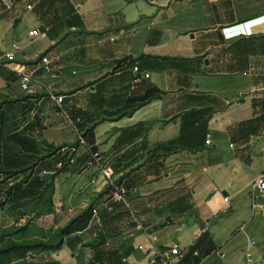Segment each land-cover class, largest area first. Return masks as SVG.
<instances>
[{
    "label": "crops",
    "instance_id": "1",
    "mask_svg": "<svg viewBox=\"0 0 264 264\" xmlns=\"http://www.w3.org/2000/svg\"><path fill=\"white\" fill-rule=\"evenodd\" d=\"M251 23L250 35L222 32ZM3 33L0 232L26 227L4 243L54 244L66 229L57 250L6 264L28 253L32 264H163L172 248L197 253L186 264H247L246 251L264 264V193L253 189L264 172V0H15L0 10ZM130 61L150 75L135 91ZM78 135L127 190L129 207L100 210V224L90 209L105 192L83 169L88 156L78 149L59 170L51 152Z\"/></svg>",
    "mask_w": 264,
    "mask_h": 264
},
{
    "label": "built area",
    "instance_id": "2",
    "mask_svg": "<svg viewBox=\"0 0 264 264\" xmlns=\"http://www.w3.org/2000/svg\"><path fill=\"white\" fill-rule=\"evenodd\" d=\"M15 0H0V10L1 13L9 11ZM30 9L28 5L26 7ZM251 24L246 25V30L243 29L242 26L235 25L231 27H226L222 29L223 34L226 37L233 38L235 36L240 35V33L246 32L248 35L252 34L253 27ZM251 26V27H249ZM38 31L33 30L28 33V36L32 39L38 36ZM12 48L18 50L16 43H12ZM4 56H0V66L3 65L2 59ZM41 66H45L47 71V57L40 58ZM130 71H131V79L129 82V91H135L136 88L141 85L145 80L150 78V75L145 72H141L137 62L130 63ZM17 78L20 80V88L26 92L31 94L35 93V89L40 85L39 82L35 80V76L32 72H29L25 69L18 68L16 72ZM65 96L59 95L54 96L52 99L54 100L55 105L60 107L62 103V99ZM209 134L206 135L205 144L208 145L210 143ZM78 149H80L83 153H85L88 158L84 163L83 169L89 167H94L96 169V174L93 175L90 179V183L94 184L98 180L101 181L104 197L101 198L91 209L90 215L91 219L96 221L97 224H100V219L98 218V212L102 209L112 212L113 205L115 203H120L124 207H129L128 202L126 200L127 190L122 186L119 182L118 178L114 175L112 168L110 167L107 160L102 156L98 151H92L91 147L86 143L82 136H77L75 142L67 145L58 146V149L55 151V154H60L61 159L56 163L57 169H62L65 167H71L76 159ZM253 189L259 193H264V172H262L258 178L253 182ZM224 205L229 204L228 197H223ZM153 241V240H152ZM197 253L195 251L189 253L185 249H177L172 248L169 253V258L163 259V264H186L191 256H196ZM33 257L32 253H28L24 260H29ZM245 259L247 264H262L259 261H253L251 253L249 251L245 252ZM151 262V260H150Z\"/></svg>",
    "mask_w": 264,
    "mask_h": 264
},
{
    "label": "trees",
    "instance_id": "3",
    "mask_svg": "<svg viewBox=\"0 0 264 264\" xmlns=\"http://www.w3.org/2000/svg\"><path fill=\"white\" fill-rule=\"evenodd\" d=\"M131 62H136V61H130L129 64ZM76 119H78V121L81 120L80 113H76ZM57 149H58V147L51 148L52 154H54ZM66 168L67 167L59 169V170H63ZM11 188H14V187H11ZM25 230H27L26 227L16 229L15 231L12 229H8L7 232L1 231L0 233H4V235H0V241H1V239H3V237L9 236L7 234L11 233V231H12V234H14V235H16V234L23 235L24 232H26ZM65 230L64 229L59 230V232L57 234L59 236V240H57V242H55L54 244L53 243H44L41 241H33L30 243L24 244V243H13V242H11V240H9V241L4 243V250H0V259L4 257V264H6V261L8 259H10V257L23 258L24 255L29 251H31V252H33V251L43 252V251H48V250H53V251L57 250L60 247V244H61L60 239L62 238V235L65 233ZM57 235H56V237H57ZM0 244H1V242H0ZM20 264H32V263H24L23 262ZM50 264H58V263H50Z\"/></svg>",
    "mask_w": 264,
    "mask_h": 264
},
{
    "label": "rangeland",
    "instance_id": "4",
    "mask_svg": "<svg viewBox=\"0 0 264 264\" xmlns=\"http://www.w3.org/2000/svg\"><path fill=\"white\" fill-rule=\"evenodd\" d=\"M0 38H1L0 40H2V41H0V49L3 50L4 33L3 34H0ZM2 42H3V44H2ZM0 235H4V233H0ZM17 236H18V234L14 235V237H17ZM19 236H23V235L19 234ZM0 242H1V244H0V250H4V237H3V239H1ZM22 243L26 244V243H30V241L24 240V241H22ZM23 262L24 263H27L25 260H22L21 262H18L16 264H20V263H23ZM0 264H4V257L0 259Z\"/></svg>",
    "mask_w": 264,
    "mask_h": 264
},
{
    "label": "water",
    "instance_id": "5",
    "mask_svg": "<svg viewBox=\"0 0 264 264\" xmlns=\"http://www.w3.org/2000/svg\"><path fill=\"white\" fill-rule=\"evenodd\" d=\"M192 36V34H190ZM46 72V68L45 66H41L39 69L36 70V74H40V73H45ZM43 178L47 179L48 175L43 176Z\"/></svg>",
    "mask_w": 264,
    "mask_h": 264
}]
</instances>
